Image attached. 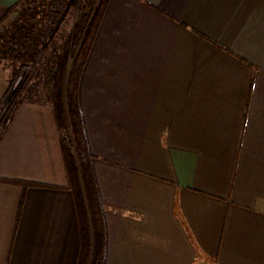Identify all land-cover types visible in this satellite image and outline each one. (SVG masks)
<instances>
[{
	"label": "crops",
	"instance_id": "1",
	"mask_svg": "<svg viewBox=\"0 0 264 264\" xmlns=\"http://www.w3.org/2000/svg\"><path fill=\"white\" fill-rule=\"evenodd\" d=\"M22 1L0 0V20ZM78 94L100 264H264V0H109ZM45 113L10 120L1 140L0 264L78 259Z\"/></svg>",
	"mask_w": 264,
	"mask_h": 264
},
{
	"label": "trees",
	"instance_id": "2",
	"mask_svg": "<svg viewBox=\"0 0 264 264\" xmlns=\"http://www.w3.org/2000/svg\"><path fill=\"white\" fill-rule=\"evenodd\" d=\"M108 1L58 0V4L65 8L67 6L75 7L79 10V14L71 32L59 44V51L54 52L51 59L46 62L48 67V69L46 68V77L51 83L50 101L53 116L60 133V146L67 177L74 191V203L80 225V251L75 264H100L102 258L103 229L100 204L91 169L90 160L92 156L87 150L82 129L77 86L84 61L91 49ZM24 4L25 0L11 9H15L17 6L20 9L24 8ZM47 4L55 6L54 0H47ZM6 35L4 30L0 32L1 56L2 54L4 56H10V54L25 55L28 60H32L34 52H37L35 47L38 43L41 44L37 35L26 37L24 39L25 44L17 42L18 39L14 35L8 37ZM8 41L13 44L10 48L4 45ZM66 72H68L67 83L66 89H64ZM68 129L69 134L64 136L63 133Z\"/></svg>",
	"mask_w": 264,
	"mask_h": 264
},
{
	"label": "rangeland",
	"instance_id": "3",
	"mask_svg": "<svg viewBox=\"0 0 264 264\" xmlns=\"http://www.w3.org/2000/svg\"><path fill=\"white\" fill-rule=\"evenodd\" d=\"M54 2L55 7L50 4L48 5L47 0H25L24 8L26 6L28 8H21V11L13 12L0 20V32L4 30L7 34L6 37L14 35L18 39L17 42L25 44L24 39L26 37L37 35L41 43H38L35 47L37 52H34L32 60H28L25 55H0V160H2L6 152V146L10 142L9 137H7L6 144L4 141L5 135H3L6 133L10 120H14L21 115L35 116V113L39 110L46 112L44 115H51V83L48 77H46V68L48 69L46 62L51 59L54 52L59 51V44L71 32L79 14V10L75 7L67 6L65 8L58 4V0H54ZM104 14L105 11L98 25L91 49L84 61L82 72L86 68V63L92 52ZM4 45L7 48L13 46L10 41ZM82 72L77 86L78 106V90ZM67 74L68 72H66L64 89H66ZM18 76H20L19 81L14 86ZM11 91L12 93H10ZM63 94L65 97V91ZM38 127L41 126L38 125ZM44 128L46 127L44 126ZM68 132L69 129L63 133L64 136L69 134ZM2 139L4 140L1 141ZM48 139H50V134L48 135ZM48 150L52 151L51 149ZM56 168V166L50 165L46 167V171L51 172L52 177H54L53 172ZM56 174L60 176L58 172ZM52 177L51 180L56 182V176L55 178Z\"/></svg>",
	"mask_w": 264,
	"mask_h": 264
},
{
	"label": "bare ground",
	"instance_id": "4",
	"mask_svg": "<svg viewBox=\"0 0 264 264\" xmlns=\"http://www.w3.org/2000/svg\"><path fill=\"white\" fill-rule=\"evenodd\" d=\"M20 75V74H19ZM19 77L20 76H18L17 78H16V81H15V83H14V86L17 84V82L19 81Z\"/></svg>",
	"mask_w": 264,
	"mask_h": 264
},
{
	"label": "water",
	"instance_id": "5",
	"mask_svg": "<svg viewBox=\"0 0 264 264\" xmlns=\"http://www.w3.org/2000/svg\"><path fill=\"white\" fill-rule=\"evenodd\" d=\"M10 93H12V91L10 92ZM10 95V94H9ZM7 97V96H6Z\"/></svg>",
	"mask_w": 264,
	"mask_h": 264
}]
</instances>
